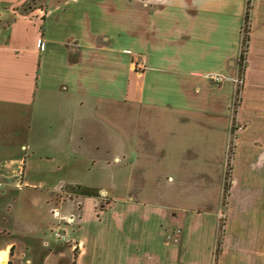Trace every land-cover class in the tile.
<instances>
[{
	"label": "crops",
	"instance_id": "crops-1",
	"mask_svg": "<svg viewBox=\"0 0 264 264\" xmlns=\"http://www.w3.org/2000/svg\"><path fill=\"white\" fill-rule=\"evenodd\" d=\"M26 1L0 0V124L31 119L43 146L7 165L23 185L30 173L71 183L50 201L76 199L75 264H214L231 143L219 264L236 229L263 231L252 244L264 245V0H252L235 136L247 0H45L20 12Z\"/></svg>",
	"mask_w": 264,
	"mask_h": 264
},
{
	"label": "rangeland",
	"instance_id": "rangeland-1",
	"mask_svg": "<svg viewBox=\"0 0 264 264\" xmlns=\"http://www.w3.org/2000/svg\"><path fill=\"white\" fill-rule=\"evenodd\" d=\"M44 5L45 0H28L20 8V12L27 13L33 7H39L42 10ZM245 62H238V75L233 79L234 94L231 107L233 113V136L238 130L235 114L241 101L242 92V83L237 80H240V71H243ZM14 117L13 119H9V117L2 118L1 120H4L5 124H0L3 126H0V246L4 243L15 244L13 247L6 244L0 249L2 254L0 255V264H26L25 260L27 257H33L34 259L36 257V264H44V260L47 264H73L74 254L75 252L78 253V247L73 248L71 251L70 248L73 247V244L69 239H71L73 231L77 230L78 212L76 199L71 201L64 195L59 194L60 196L56 199L52 198L53 202L50 201L59 185L69 188L71 183L50 180L46 175L33 176L30 173L27 175L28 184L23 185L21 176L15 174L13 168L8 166L7 163L13 158L27 157L29 152H31V146L38 144L41 147L43 145L40 143H43V141L39 142L34 137L35 135L26 128L31 123V119L24 117L19 120L17 115H14ZM8 121L9 125L8 123L6 124ZM15 124L16 126L14 127ZM12 128H14V131H8V129L12 130ZM41 137L42 140H45L49 135L48 133H40L39 138ZM46 145H48V142H46ZM44 147L47 148L48 146ZM233 153L234 146L231 143L227 150L226 158L228 163H231ZM227 170L228 165L225 173V185L229 187L231 175H227ZM92 179L93 176H91L90 180ZM96 182L94 181L91 184L83 182V184L96 186L98 184ZM98 198L104 200L102 196L98 195ZM55 201L58 205L62 202L65 203L58 206ZM91 201L92 199L86 202V221L90 222V224L97 216L91 206ZM55 209L60 210L61 214H70L74 222H63L59 216L53 214ZM225 212L226 205L222 201V207L217 214L216 245L214 250L220 237L222 241L224 238ZM258 231V235H261L259 239H261L263 231ZM56 232L60 235L65 233L66 238L58 240L55 237ZM231 235L234 236V240L229 241L227 236L221 256V264H264V245L252 244L259 241L255 235L252 236V239H248L245 231H240V229H236ZM171 236H174L172 238L175 241L176 236L174 234ZM248 242L251 244H248ZM22 253L24 254L23 256L21 255ZM10 254L11 256H9Z\"/></svg>",
	"mask_w": 264,
	"mask_h": 264
},
{
	"label": "trees",
	"instance_id": "trees-1",
	"mask_svg": "<svg viewBox=\"0 0 264 264\" xmlns=\"http://www.w3.org/2000/svg\"><path fill=\"white\" fill-rule=\"evenodd\" d=\"M25 4V3H24ZM23 4V6H24ZM252 8V0H247L246 1V11H245V15H244V23L242 26V30H241V52H240V57H239V62H243L246 58V53H247V47H248V41H249V33H250V11ZM240 80L242 77V72L240 71ZM230 174V163H228V170H227V175ZM228 194V186L225 185L224 188V204L226 202V197ZM221 247H222V238L220 237L219 241H218V245L216 247V249L214 250V264H219V257L221 255ZM77 253L75 252L74 254V262L73 264H75V257H76Z\"/></svg>",
	"mask_w": 264,
	"mask_h": 264
},
{
	"label": "built area",
	"instance_id": "built-area-1",
	"mask_svg": "<svg viewBox=\"0 0 264 264\" xmlns=\"http://www.w3.org/2000/svg\"><path fill=\"white\" fill-rule=\"evenodd\" d=\"M141 1H143V0H141ZM244 64H246V62L244 63ZM139 66H141V64H138ZM210 80L212 81V82H214V83H216V84H219V83H221L223 80H224V77H222V76H219V75H212V76H210ZM239 83H241V81L240 80H237ZM53 214L54 215H56V216H59V212H58V210H54V212H53ZM175 236H176V239H175V241H177V237H179L180 236V230H176V232H175ZM55 237L58 239V240H60V239H65L66 238V234L64 233V234H62V235H60L59 233H55Z\"/></svg>",
	"mask_w": 264,
	"mask_h": 264
},
{
	"label": "flooded vegetation",
	"instance_id": "flooded-vegetation-1",
	"mask_svg": "<svg viewBox=\"0 0 264 264\" xmlns=\"http://www.w3.org/2000/svg\"><path fill=\"white\" fill-rule=\"evenodd\" d=\"M59 212V211H58ZM59 218H60V216H59ZM71 221H73V219L71 220ZM67 222V221H66Z\"/></svg>",
	"mask_w": 264,
	"mask_h": 264
}]
</instances>
